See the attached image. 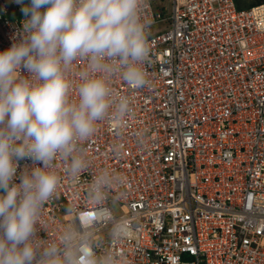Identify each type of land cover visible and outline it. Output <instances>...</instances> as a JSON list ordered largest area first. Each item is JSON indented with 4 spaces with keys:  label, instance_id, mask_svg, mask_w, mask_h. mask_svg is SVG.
<instances>
[{
    "label": "built area",
    "instance_id": "1",
    "mask_svg": "<svg viewBox=\"0 0 264 264\" xmlns=\"http://www.w3.org/2000/svg\"><path fill=\"white\" fill-rule=\"evenodd\" d=\"M0 0V51L21 32ZM146 82L118 58L64 69L70 99L83 71L102 76L110 106L75 142L83 166L57 156L59 181L38 213L37 254L69 245L77 264H264V2L143 0ZM22 75L29 76L27 72ZM11 183L24 170L18 162ZM98 186V190H97Z\"/></svg>",
    "mask_w": 264,
    "mask_h": 264
},
{
    "label": "clouds",
    "instance_id": "2",
    "mask_svg": "<svg viewBox=\"0 0 264 264\" xmlns=\"http://www.w3.org/2000/svg\"><path fill=\"white\" fill-rule=\"evenodd\" d=\"M142 2L16 0L23 5V35L0 51V264H77L71 236L63 256L50 245L38 257L35 225L59 181L48 166L60 156L71 157L73 173L81 169L82 160L73 155L75 142L87 139L105 115L110 89L102 76L83 71L77 99L71 100L64 69L87 57L94 73L105 67V57L118 58L123 78L144 84L148 43ZM25 158L40 166L11 183L17 162ZM84 264H95L90 254Z\"/></svg>",
    "mask_w": 264,
    "mask_h": 264
},
{
    "label": "rangeland",
    "instance_id": "3",
    "mask_svg": "<svg viewBox=\"0 0 264 264\" xmlns=\"http://www.w3.org/2000/svg\"><path fill=\"white\" fill-rule=\"evenodd\" d=\"M234 1L238 8H247L255 0H234ZM7 4L9 8V17L12 19L18 18L20 14L17 10V5L11 0H7Z\"/></svg>",
    "mask_w": 264,
    "mask_h": 264
},
{
    "label": "trees",
    "instance_id": "4",
    "mask_svg": "<svg viewBox=\"0 0 264 264\" xmlns=\"http://www.w3.org/2000/svg\"><path fill=\"white\" fill-rule=\"evenodd\" d=\"M261 2H264V0H255L251 3V5H254V4H257V3H261ZM250 5V6H251Z\"/></svg>",
    "mask_w": 264,
    "mask_h": 264
}]
</instances>
